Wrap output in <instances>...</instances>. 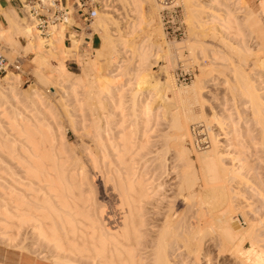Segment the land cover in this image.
Wrapping results in <instances>:
<instances>
[{"label": "bare ground", "instance_id": "obj_1", "mask_svg": "<svg viewBox=\"0 0 264 264\" xmlns=\"http://www.w3.org/2000/svg\"><path fill=\"white\" fill-rule=\"evenodd\" d=\"M128 1L138 15L143 14L145 3L151 6L154 2V0ZM184 1L185 5L188 4L186 10L191 11L190 16L197 15L200 10L197 13L195 11L200 8L199 4L194 1L193 5L197 6L189 7L191 0ZM218 2L220 4V0H211V5L215 10ZM242 2L244 0H238L237 4ZM248 5L245 4L243 8L250 10ZM108 11L103 10V14L97 17L98 30H101L102 27L105 28V25L111 22L110 11ZM251 11L247 14L250 13L248 15L254 16V19L251 20V17L250 19L246 16L244 21L246 25L259 23V20L255 19L256 14ZM0 15L8 25L5 27L0 21V41H5V47L7 50H11V54L23 46L36 54L33 60L37 66L53 57L58 59V63L55 64L57 75L63 77L64 74H67L65 75L68 78L67 82L74 78V73L67 69L65 61L72 55L71 53L75 51L79 43L75 33L72 34V42L68 46L65 44L66 28L64 26L55 27L51 32L53 38L50 37L51 48H46L35 29L22 17H19L12 6L1 8ZM222 15L217 13L213 15L212 20L219 22L222 30L231 34L230 30L238 25V20H234L227 9ZM142 16H138L141 22L144 20ZM138 22V25L135 24L137 27L139 24L141 25V22ZM133 30L135 27L132 32ZM254 31L251 32L252 35H259L256 34L258 29L255 32L256 35L253 34ZM236 32L238 36L239 31ZM21 37L26 39V45H22ZM105 38L107 40V37ZM260 38L264 37L260 36ZM110 39L109 42L113 41ZM255 40L259 41L257 38ZM118 41L117 39L114 41L115 43H111L114 44L111 48L117 49V46L121 45L124 40L121 41L122 43ZM262 44L263 47L260 48L263 49L264 42ZM241 45L246 53L247 51L251 52L249 48L252 47L244 46V42ZM258 45L260 46V44ZM140 46L138 45L135 50L139 51H137L139 56L137 73L135 71V77L139 84L133 95L134 114L136 117L148 115L152 111L153 97L157 95L158 99H161V104L156 108V113H153V116L157 118L158 110L165 112L167 110L171 117L169 126L171 131L168 130L163 135V145L155 152L156 160L159 163L155 164L154 172L159 174L152 179H150L151 177L148 179L135 166L133 132L119 131L124 121L123 119L118 121L116 111L123 112L125 107H123L125 103L123 93L127 90L126 84L118 83V78L122 75L120 71L124 70L121 68L123 65L116 64L117 68L112 70L110 78L109 75L106 77L107 79H103L104 82L102 80V83L99 82L98 85H95V82H92L93 84L90 82L91 88L87 90L89 100L86 101H89L87 104L91 105L92 121L91 127L88 131L86 130V133L97 147L96 151L90 147L87 148L89 150L87 153L93 161L91 163L100 169L103 185L98 188L94 176H89L88 172H84L86 167H82L84 162L81 163L80 159H77L75 163H72L71 160L73 172L67 173L71 169L69 168L71 165L68 159L69 152L67 153L65 143L61 138L62 132L59 131V126L55 122L57 120L50 117L51 113L49 117L52 122L47 116L48 107H44L41 95L36 91H25L29 105H21L22 100L17 91L20 75L10 72L1 78L0 98L4 99L9 95L16 100L8 108L0 102V163L5 164L3 168L5 176L3 177L8 184L5 186L7 189L3 188L0 191L2 237L7 240L10 246L15 245L18 237L23 236L22 229L27 228L28 231L24 232L26 233L25 239L32 241L23 246L26 243L25 240L21 244L23 247H20L25 249L22 255L43 261L45 264H49V259L53 264H192L195 262L197 264H264V215L260 216L258 220H256L257 218L253 220V217L252 220L247 218V210L242 206L246 211L244 212L241 208L242 203L239 205L242 199L238 200V204L236 200L241 191L238 188L239 182L242 185L243 180H246L248 185L251 178L244 179L247 176L244 173L249 172L250 169L246 166L247 162H243L248 156H245L244 160L242 151H238V154L237 151L233 152L236 147L235 150H239V143L237 145L232 141V136L239 133L234 123L239 119H233V121L231 118L240 116L245 110L241 111L240 105L244 107L250 104V112L253 115L250 120L254 119L256 126L253 125V128L255 130L257 127V131H253L258 132V136L251 134V131L248 134L252 135L249 134L250 137L253 135V138L256 137L255 147L252 146L256 149V156H254L256 159L254 160L257 161V164L253 165L251 160L246 161H250L247 165L252 164L253 167L257 165L255 168L257 170L261 167L259 166L260 155L264 152V95L260 92V85L264 84L261 82L262 77L258 86L256 82L258 83L257 80L260 78L257 77V74L246 72L238 65H235L234 68L227 66L226 70H230L234 76L230 79L231 76L229 77L228 73H225L228 79L222 78L227 82V87L230 86L227 89L234 86L232 90L236 91V96L240 100L235 97V91L229 89L233 93L232 98H237V102L245 99L247 101L242 102L249 104L240 103L238 105L239 103L235 101L236 103L233 105L236 104L238 109L240 108V111H237L238 114L236 105L235 116L232 115L231 108L229 109L231 115H229L230 112L224 114L221 113V110H218L220 112L216 110L219 103H221L220 106L228 109L223 104L224 101L222 103L220 99L221 101L215 102H219L217 107H212L214 105L210 106L212 102L207 103L211 99L206 98L204 94L207 91L214 92L215 85H217L210 77L213 69L207 73L204 71L193 84L177 89L171 75H167V78L162 81L159 79L160 76L156 77L152 71L157 59L163 55L160 54L162 51L164 52L163 46L155 43L154 51L150 47L146 49L143 48L144 46L142 48ZM95 50L99 52L101 47L95 48ZM221 52L223 54V51ZM221 52L218 50L217 55L215 54L216 56L213 55V57L215 59L216 57L222 58L223 61L225 54L222 55ZM216 60L215 62L218 64L220 60ZM215 62L214 64H216ZM220 63L222 64V62ZM118 72L121 74L120 77L117 76ZM127 72H123V74ZM221 75L220 73V77ZM43 76L45 77V75ZM79 79L80 77L76 80L78 82L71 83L67 88L66 98L78 95V84L84 81L81 80L82 77L81 81ZM169 93L172 94V97L169 96ZM149 95L151 96L149 97ZM225 97H228L227 93ZM148 99L150 101L147 102ZM225 99L227 100V98ZM229 99H231L230 95ZM212 101L216 100L212 99ZM232 101L234 102V100ZM77 103H75L76 106H78ZM208 104L210 108H214L208 109L209 111L213 110L211 118L207 117L210 113L206 109ZM30 107L34 111L28 110ZM226 110L223 112L228 113ZM243 114L245 116L242 115V117L245 118L246 113ZM239 116L237 117L240 118L238 123L241 119L243 120ZM248 116L250 115L248 114ZM227 120L231 123H227ZM248 120L247 124L251 122ZM240 128L242 127L240 126ZM244 128L245 126H243ZM60 130L62 129L60 128ZM247 131L240 134L248 135L245 134ZM238 137L237 142L240 140ZM244 145L242 146L245 149H242L241 146L240 150H246V145ZM247 148L249 149L248 146ZM80 164L81 167H78ZM176 174L177 176H173ZM167 177L171 181L172 179L176 180L171 184L172 193L162 190L164 192L160 194L157 190L158 188L163 189ZM256 178L258 176L255 175ZM256 180L254 184H256ZM156 181L158 183L155 184ZM235 183H238L237 187L234 186ZM246 183L244 182V184ZM257 185L256 189L260 187L259 185L257 188ZM254 187L255 185H253ZM110 201L113 202L112 205ZM178 205H181L182 208L179 209ZM246 213L247 215H245ZM42 245L49 248L47 251L49 257H46L49 258L48 260L43 257L44 252L38 255L42 254L45 260L32 256L33 249Z\"/></svg>", "mask_w": 264, "mask_h": 264}, {"label": "rangeland", "instance_id": "obj_2", "mask_svg": "<svg viewBox=\"0 0 264 264\" xmlns=\"http://www.w3.org/2000/svg\"><path fill=\"white\" fill-rule=\"evenodd\" d=\"M102 1H103L102 2L103 7L100 9L98 17L103 14V10H106V11L109 10L110 12L109 11L108 12L110 13V16H111L110 17L111 22L109 24H106L105 28L102 27L101 30H98L97 29V19H96L92 25V31L88 32V33H84L83 35H81V37L79 38V43L77 45L78 49L74 48L75 51L71 53L72 55L70 54L71 56H69V58L67 60L65 59L67 69H69L70 71H72L74 73V78H71L70 82L66 81L68 78L65 75H67V74H64L65 77L64 76L61 77V76L57 75V71L55 70V68H56L55 64L58 63L57 62L58 59H55L52 57L53 59L50 58L49 61L42 63L40 66H37L33 60L36 57V54L33 51H31V50L28 51L23 46H21V48L19 50H17V52L15 51V52H12V54H11V50H7L5 47V45H6L5 41H3V40L0 41L1 49L3 50V52L6 54V56L10 60H15L16 58H20L21 61H23V67H22L21 71L10 70L9 72H7L8 74L11 72L15 75H20V77H21V79L18 81V86H17V91L20 95L19 98L22 100L21 105H26V106L29 105V103L26 100L27 97H26V94L24 93L25 91L26 92L27 91L28 92L29 91L30 92L36 91L41 95L40 97H42L41 101L44 102V107H48V111H50V112L47 111V114H48L47 116L49 117L50 113H51L50 117L51 118L54 117L53 120H57L55 122L59 126L58 127L59 131L63 133V134L61 133V138H63V142L65 143L67 153L69 152L68 155L70 158L68 157V159L70 160L69 163L71 164V165L68 164L69 168H71V169H70V172L67 171V173L73 172L72 163H75V162H77V159H80L81 163L84 162L82 164V167L83 166L86 167V168H84V172H88L89 176H94L95 182H96L95 184H96L97 188L100 186L102 187L103 182H102V179L100 178V176H101L100 171H99L100 169L98 167L96 168V166L91 163L93 161H92L91 157L88 156L89 153H87V152H89V150H87V148H89V147L93 151L97 150V147H95L94 142L89 137V135L87 136V133H86L88 131V129L91 127V121H92L91 105H90V103L87 104L89 101H86L87 99L89 100V97L87 95V90L89 88H91L90 85L93 84L92 82H95L96 83L95 85H98L99 82L102 83V80L103 79L105 80V78L108 77L109 75H110L109 76V78H110L111 72H113L112 70H115L117 68L116 64L123 65L121 68L124 69L123 71H120V72H122V75L120 74V72H118L119 75L116 74L118 77H120V75H121V77L118 78L119 80L117 78L116 79L118 80V83L120 82L124 85L126 84L125 87L127 86L126 87L127 90L125 89L126 92L123 93V98L125 100L124 102L126 103V104L124 103V105H123V107L125 106L124 110H123V112H121L120 110H118L120 112L116 111L118 121H120L121 119H123V121H124L123 126L119 128V131H121V132L127 131L129 133H132V132L134 133V134L132 133V135L134 136V137L132 136L133 137L132 142L135 145L133 147V153L135 155V157H134L135 166L138 168V171L140 170L141 173H144L148 179L150 177H151L150 179H152L154 176H157V174H159L157 172H154L155 164L159 163V161L156 160L155 152L158 151V149L163 145V142H164V139H162V138H164L163 135L166 132H168V130L171 131V128L169 127L171 117H170V114L167 110H166V112L164 110L163 111L158 110L157 111V118H155L153 116L154 115L153 113H156V108L159 107V105L161 104V99L160 98L158 99L157 95L154 96V97H157L156 99L153 97V102L151 103L152 111L148 115L143 116V117H136L134 114V111H133V101H134L133 98H134V96L133 95L136 92L135 88L139 84L138 81L136 80V77H135V74L137 73L138 65H139V56H138L139 51L137 50L138 51L137 52L135 50L137 49L138 45L140 46L141 43H142L140 46L141 48H142V46H144L143 48H146V49L150 47V48H152V51H154V49H155V43L160 44L161 47L163 46L164 52L162 51V53H160L163 55L160 56V58H158L159 60L157 59V62L155 63V65H153L152 71L156 75V77L159 78V76H160L159 79L162 81L167 78V75H169V76L171 75V77L174 79V82L176 84L177 89L182 88V87H187V86L193 84V82H195L197 80V77L200 76L201 74H203L204 71H206V73H207L208 71L210 72V70L213 69L214 71L212 72V75H210V77L212 78V81L214 83H217V85H215V89L213 90L214 92L211 91L212 92L211 93V92L207 91L204 94L206 95V98L211 99V101L208 99L209 101L207 103L212 102V103H210V106H211V104H214V105H212V107L218 106L216 108V110L217 111L221 110V113H224V114H229V112L231 110V112L233 113L232 115L235 116L236 114H235L234 110L236 109V107L238 105H240V103L244 104L243 102L245 100V99H243V100H241V102H237L236 99L238 97L236 96L235 90H234L235 91L234 95L237 98H235L234 96H233L234 98H232L233 93H231V92L233 91L232 89L234 88V86H231V87H233L231 89L229 88L230 90H232L230 92L229 89H227L230 86L227 87V85H226L227 82L224 81V78L228 79V77L226 76L225 73H228L229 77L231 76L230 79L234 76V74L231 73L230 70L228 71L226 69H228L229 67L234 68V67H236L235 65L241 66L243 68V70H245L246 72H250L251 74L254 73L255 75L257 74V77L260 78L257 80V78L255 77L256 80L258 81V83L256 82V84H258V86L260 85L261 82L262 83L264 82V50H263L264 48L263 49L260 48V47H263L262 43L264 41H262V40H264V38L259 39L260 36L264 37V0H257V1L244 0V2L238 3V4H237L238 0H220V4H219V2L216 3V5H217L216 10L218 12L212 7L211 0H191L189 7H192V5L195 3L199 4L200 8L196 9L195 13H197L198 10H200V11H198L197 15L194 14L195 17H194V15H193V17H191L190 16L191 11L189 9L186 10V23H187L188 35L183 40H176V41L175 40H169L165 35L164 29H163V27L159 21V9L161 8V6L156 0H154L153 4H151V6H150V4L145 3L144 11H143V14H141V15H138L137 12L134 9H132L133 6H132V4H130V2L128 0H102ZM192 1H193V3H192ZM194 1H196V2L194 3ZM5 3L6 2L3 0L2 4L5 5ZM260 3L262 6L261 10H260V7H257V5H259ZM245 4H249L248 6H249L250 10H248V9L246 10L245 8H243V7H245ZM253 4L256 7H254ZM187 5L188 4H186V7H188ZM218 5H220V6L218 7ZM196 6L193 5V7H196ZM225 9H227L230 12V15L234 18V20H236V21L238 20L239 27H238V25L237 26L235 25L234 28H232L230 30L231 34H228L227 32L223 31L219 22H216V21L214 22L212 20L213 15H216L217 13H220V15H222ZM15 11L18 14V16L21 17L16 9H15ZM245 11H246V13H245ZM249 11H251V13L254 12L256 14V15L255 14L254 15H255V19H257V21L259 20V23H257L258 25L255 24L256 25L255 26L254 24L251 25L250 23H249L250 25H248V24L246 25L244 23L246 16H247V18L251 17L252 18V19L250 18L251 20L254 19V16L248 15L250 13L247 14V12H249ZM224 15H225V13H224ZM224 15H222V16H224ZM138 16H140V17L142 16L144 20L141 19L142 22L139 21ZM188 16H190V17H188ZM0 21L3 22L5 27L8 26L3 18ZM138 21L141 22V25L139 24V26L137 27ZM202 23H204V24H202ZM239 23H241V24H239ZM135 24H137V25H135ZM134 27H135V30H133V32H132V29H134ZM256 27L258 29L256 34H259V35L254 36V35H252L251 32H253L255 30L253 33V34H255V32L257 30ZM236 31H239L238 36L236 35V34H238ZM232 33H233V35H232ZM38 34L39 33L37 32V35ZM108 35L113 37V38L109 37ZM240 35H242L243 37ZM87 36L91 37V39L93 40V43H94L93 44L94 47H93V50H91V53H89V49H88L87 45H84L86 43L85 38ZM147 36H150L151 38L147 37ZM50 37H52V36H50ZM105 37H107L108 42H107V40H105L106 39ZM230 37H232V38H230ZM42 38L43 37L39 34V39L44 42L45 47L51 48L49 43L52 40L49 38L47 41L46 39H42ZM108 38L109 39L111 38L110 40H113V41L109 42ZM256 38L259 41H256L255 40ZM117 39L119 40L118 42H121L123 40L124 41H123V43L121 42L122 43L121 45L117 46V49H115L114 47L111 48L112 45L114 46V44H111V43H115L114 41ZM155 40H156V42H155ZM143 41H144V43H143ZM124 42H126V43H124ZM243 42H244V46L247 47L249 45L250 47H252V48H249L251 52L248 53V51H247V53H246V51L244 50V48L241 45V43H243ZM21 43H22V45H26L27 44L26 39L21 37ZM138 43H140V44H138ZM65 44L69 46L68 43H65ZM90 44L91 43H89L88 45H90ZM238 44H239V46H238ZM258 44H260V46ZM98 47H101V51H99V52L95 50V48H98ZM218 50H220V52L223 51V54H222V52H221V54L222 55L225 54L224 58H226V57L227 58H226V60H224V58H223V61H222L221 60L222 58L220 59V58L216 57V59L220 60L219 63L217 64L216 62H218V61L215 59V57H213V55H215L216 52L218 53ZM136 52H137V54H136ZM70 59L76 60L77 63L75 62V63L70 64L69 63ZM215 60H216V62H215ZM181 61H185L187 64H198V65H200L198 67L197 75L191 83L181 85L176 81V79L174 77L173 73H174L175 69L178 68V66H180ZM213 61L216 64H214ZM118 62H120V63H118ZM220 62H222V64L224 62V64L222 65ZM225 64H226V66H225ZM227 66H228V68H227ZM238 66H237V68H239ZM119 70H121V69H119ZM165 70H166V72H165ZM127 71H129V72H127ZM130 71H131V73H130ZM135 71H136V73H135ZM123 72H127V73L123 74ZM108 73H110V74H108ZM165 73H168V74H165ZM220 73L222 74L221 77H220ZM43 75H45V77ZM223 75H225V76H223ZM3 76H5V74L0 75V82L2 81L1 78ZM79 77H80V79L82 77L81 80H84V81H81L79 79L81 81V84L80 83L78 84V86H79L77 89L78 95H76V97H73V98L72 97L66 98L67 94L65 92L68 91L67 88H69L71 83H75V81L78 80ZM112 77L114 78V76H112ZM222 77H224V78H222ZM261 77H262V80H261ZM116 79H114V80L116 81ZM104 80H103V82H104ZM259 80H261V82H259ZM76 82H78V81H76ZM90 82L92 84H90ZM127 82H129L128 85H127ZM225 85H226V87H225ZM263 85L264 84L260 85V92L262 93V95H264V93H263L264 89L262 90V88H264ZM146 91H148V90L146 89ZM225 92L227 93L228 97H225L226 96ZM7 94H8V92H7ZM229 95H230L231 99H229ZM150 96L151 95H149V97ZM169 96L172 97V94L169 93ZM145 97H147V95H145ZM70 98L73 99L75 102L73 100H71ZM225 98H227V100ZM0 99H1L0 102L4 103L5 106L4 105L3 106L6 108L10 107L12 102L16 101L15 99L11 98L9 95H7L4 99H2V98H0ZM212 99L213 100L215 99L216 101H212ZM223 99H225V100H223ZM232 100H234V102ZM237 100H240V99L238 98ZM76 101L77 102L80 101L81 103L80 102L77 103ZM146 101L148 102V101H150V99H148ZM217 101H221L222 103L224 101L223 104H225L226 108L228 107V109L226 110L225 107L220 106L219 104H221V103H219V102H218L219 104L215 103ZM227 101H228V103H227ZM235 101L237 103H239L238 105L235 104L236 107H235V105H233L234 103H236ZM245 101H247V100H245ZM230 102H232V103H230ZM75 103H77L78 106H76ZM245 103H247V102H245ZM73 104H75V105H73ZM248 104H244V105H248ZM80 106H81V108H80ZM210 106H209V104L206 105V107H208V108H206L207 111L210 112V113H208L206 111L209 115L207 117H209V118H211V116L213 115L211 113L213 110H211V111H209V110L214 109V108H210ZM249 106H250V104L248 106H244L245 107L244 108L243 106L240 105L239 107L241 108V111H243L244 109L245 110L242 112V114L239 112V114H241L240 116L237 115L236 118L231 117L232 120L233 119L234 120L235 119L240 120V118H237L238 116L243 118V120L241 119V121L239 123H238L239 120L238 121L233 120L235 123V126L238 128L239 133L238 134L236 133L237 136L236 135L232 136V141L234 142V144L239 143V146H238L239 150H235V149H237V147H236L233 149L234 150L233 152L237 151L236 153L238 154L239 153L238 151H240V152L242 151V155H243L244 160L248 156L246 160H251V162H253V165H254V164H257V161L254 160V159H256L254 157V156H256L255 155L256 149L253 148V146L255 147V143H254L255 141L254 140L256 139V137L255 138H253V137H254V135L258 136V132L257 133L254 132L255 130L257 131V129H256L257 127H255V130H254L253 125L255 124V121H253L254 119L250 120V117L253 118L252 117L253 115L250 112L251 107H249ZM221 107H223V109H221ZM240 108L238 109V107H237L236 112L238 110L240 111ZM28 110H33V108L30 107ZM225 110L228 113L223 112ZM246 110H248V111L246 112ZM218 112H220V111H218ZM231 112L229 115H231ZM244 112L246 113L245 118L242 117V115L245 116V114H243ZM122 113H123V115H122ZM82 114H84V115H82ZM237 114H238V112H237ZM248 114L250 115V116H248L249 118L247 117ZM51 118L49 119L50 121H51ZM247 119H249L248 121H251L248 123L249 124L251 123L252 125L247 124V122H246ZM243 121L245 122V124ZM227 123H229L228 120H227ZM230 123H231V121H230ZM236 123H237V125H236ZM73 126H75V127H73ZM240 126L242 128H240ZM243 126H245L244 129H243ZM254 126H256V125H254ZM60 128L62 130H60ZM239 128L241 129L240 131H239ZM84 129H85V131H84ZM247 129H249V131H247ZM243 131H247L245 134H248V132L251 131L250 133L251 134L253 133L254 135H253V137H250V135H251L250 133H249L250 135L248 134L249 136L248 135H242L244 133ZM240 133H242V134H240ZM62 135H63V137H62ZM241 136H243V138H241ZM233 137H235L236 139ZM237 137H238V140L240 138L241 141L239 140L237 142L236 141ZM252 138H253V141H251ZM240 142H241V144H240ZM249 142H250V144H249ZM242 145H244L246 147L245 151L240 150ZM247 146L249 147V149L250 148L251 149L249 150L247 148ZM242 149H245V148L243 147ZM245 152L247 154H244ZM260 156H261V161H260L259 166H261V167L258 168L257 170H255L257 165H255L253 167L252 164L247 165V163H250V161L249 162L246 160L243 161L244 163L247 162L246 166L248 167V169L250 168L249 172L247 171L248 173L247 172L244 173L245 175H247L244 179H247V177L249 179L251 178L250 180L247 179V180H249V182L251 184L249 183L250 185L249 184L247 185L248 182L246 180H243L242 185L239 182L238 188H239V191L240 190L241 191H240V193H238V196L236 197L237 204H238V200L241 201V199H242V201L239 202L240 203L239 205H241V203H242L241 208L243 210H244V208L247 210L248 215H247V213L245 215H247V218L249 217L251 220H252V217H253V220H255V218H257L256 220H258V218L260 216L264 215V213H263L264 212L263 211L264 210V152H262ZM64 157H65V155H64ZM0 164H1L0 165V191H2L1 189H3V188L7 189V187H5V186H7L8 184L6 183V180H4L5 177H3V176H5L4 169H3L5 164H2V163H0ZM78 167H81V164ZM94 168H96V169H94ZM85 169H87L88 171ZM252 169H254V170H252ZM67 170H69L68 167H67ZM82 170L83 169L81 168V172H82ZM250 171L251 172L253 171V172L251 173ZM254 172H257V173H254ZM255 175L258 176V178H256L257 180L255 179ZM173 176H177V174L173 175ZM259 177H260V180H258ZM252 179H253V181H252ZM255 180L257 181L256 184H258L257 188L259 187V185L261 188L259 187L258 189H256V184H254ZM165 181H167V182L162 187L163 189L158 188V190H157V191H159L160 194L163 193L164 191L166 193H172V191H171L172 185L171 184L176 182V180H174V179H172V181L169 180V177L165 178ZM244 182L245 183L247 182V183L244 184ZM156 183H158V182L156 181L155 184ZM261 184H262V186H261ZM236 185H238V183L237 184L235 183L234 186L237 187ZM251 185H252V187H251ZM253 185H255L254 188H253ZM240 187H242V188L240 189ZM238 188H236V189H238ZM162 190H164V191H162ZM167 195H169V194H167ZM110 202L112 205L113 202L112 201H110ZM178 208L180 209V208H182V206L178 205ZM244 212H246V211L244 210ZM118 222L119 221L117 220V223ZM112 223L114 224V221ZM25 229H22L23 231H21V232H23V236L18 237L19 239H17V241H15L16 243L14 242L15 245L13 244L10 246L9 243L7 242V240L2 237L1 232L3 230H1V226H0V247L3 249H10L11 252H14L16 254H18V253L23 254V252H25V249L21 248L20 246H22L21 244L24 243V241L26 240L25 239L26 233H24V232L25 231L27 232L28 230H27V228H25ZM30 241H32V240L27 239L25 241L26 243H24L23 246L26 244H29ZM35 249H36V251H35ZM35 249H33L34 252H32V256L34 258H38L41 260H45V259L48 260L49 259V258L48 259L46 258L47 256L49 257V254L47 252V251H49L48 250L49 248L46 245L37 246V248H35ZM37 250H39V251H37ZM41 252H44L43 257H45V259L42 257V254L38 255ZM1 263H3V262H1ZM50 263L53 264V262L49 259V264ZM188 264H190V263H188ZM192 264H197V263L195 262Z\"/></svg>", "mask_w": 264, "mask_h": 264}, {"label": "built area", "instance_id": "obj_3", "mask_svg": "<svg viewBox=\"0 0 264 264\" xmlns=\"http://www.w3.org/2000/svg\"><path fill=\"white\" fill-rule=\"evenodd\" d=\"M0 0V10L3 7ZM5 4L16 6L19 15L30 24L44 39L48 40L55 27L64 26L66 29L65 43L69 46L72 34L79 39L84 33L92 31V25L97 19L102 0H4ZM159 9V21L169 40H183L188 35L186 23V5L184 0H156ZM89 53L93 50V40L86 37ZM91 43L90 45H88ZM77 63L70 59L71 63ZM23 61L20 58L10 60L0 47V75L7 74L10 70L21 71ZM198 64L180 62L175 69L176 81L183 85L191 83L198 71Z\"/></svg>", "mask_w": 264, "mask_h": 264}, {"label": "crops", "instance_id": "obj_4", "mask_svg": "<svg viewBox=\"0 0 264 264\" xmlns=\"http://www.w3.org/2000/svg\"><path fill=\"white\" fill-rule=\"evenodd\" d=\"M250 1H257V0H250ZM14 7L16 9L15 5L5 4L2 8H8V7ZM254 7H256L253 4ZM257 7H260V10L262 9L261 3L257 5ZM17 10V9H16ZM0 20H2V17L0 15ZM3 262L5 264H45L43 261L40 260H34L30 257H25L22 254H16L14 252H11L10 249H3L0 247V263Z\"/></svg>", "mask_w": 264, "mask_h": 264}]
</instances>
